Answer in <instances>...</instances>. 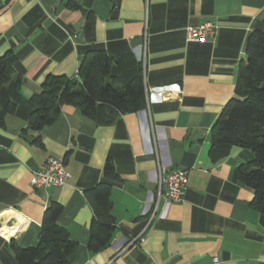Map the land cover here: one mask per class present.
<instances>
[{"label": "crops", "instance_id": "crops-1", "mask_svg": "<svg viewBox=\"0 0 264 264\" xmlns=\"http://www.w3.org/2000/svg\"><path fill=\"white\" fill-rule=\"evenodd\" d=\"M263 12L264 0H0V55L15 54L24 97L47 75L72 77L88 51L104 50L141 61L146 98L142 110L108 124L63 105L39 132L40 144L24 131L29 107L5 117L0 230L11 233L0 231V263L16 264L10 241L37 244L55 201L63 207L57 223L77 243L72 264H264V213L251 207L253 190L237 173L252 152L233 146L216 163L209 155L211 126L234 93L247 35L264 30ZM204 20L217 26L214 35L187 41L185 28ZM58 155L70 178L34 189L32 172ZM106 160L120 178L110 182L116 229L106 248L91 253L83 191L103 181ZM176 168L187 170L185 194L165 204L157 181Z\"/></svg>", "mask_w": 264, "mask_h": 264}, {"label": "trees", "instance_id": "trees-1", "mask_svg": "<svg viewBox=\"0 0 264 264\" xmlns=\"http://www.w3.org/2000/svg\"><path fill=\"white\" fill-rule=\"evenodd\" d=\"M262 19L264 22V12ZM15 60L12 51L0 55V126L24 104L30 109L24 131L35 132L38 144L39 132L55 122L63 105L76 107L97 124L111 123L121 114L145 107L143 66L132 53L110 56L104 50L88 51L74 76L47 75L40 90L28 97L21 93L23 78L15 72ZM210 139L209 155L215 163L233 146L252 152L253 158L239 164L237 173L253 190L251 207L264 213V30L255 29L247 35L234 93L211 126ZM102 176L103 181L83 191L92 210L87 242L91 253L106 248L116 229L110 182L120 178L110 160L105 161ZM62 208L55 201L46 207L36 245L22 248L10 241L16 264H72L77 243L57 223Z\"/></svg>", "mask_w": 264, "mask_h": 264}, {"label": "built area", "instance_id": "built-area-1", "mask_svg": "<svg viewBox=\"0 0 264 264\" xmlns=\"http://www.w3.org/2000/svg\"><path fill=\"white\" fill-rule=\"evenodd\" d=\"M217 26L208 20L185 28L187 41L202 42L213 36ZM70 178L62 155L49 156L43 166L32 172L30 184L36 190L63 186ZM188 182L187 170L176 168L160 175L157 181V199H163L165 204L179 202L183 199ZM155 211V209H154ZM154 212L152 213L153 216ZM149 221L147 222V226ZM146 226V227H147ZM141 234L139 239L142 241ZM136 239V238H135ZM137 240V239H136Z\"/></svg>", "mask_w": 264, "mask_h": 264}, {"label": "bare ground", "instance_id": "bare-ground-1", "mask_svg": "<svg viewBox=\"0 0 264 264\" xmlns=\"http://www.w3.org/2000/svg\"><path fill=\"white\" fill-rule=\"evenodd\" d=\"M0 231L6 237H8L10 235V233H11V231L9 229H7V228H2Z\"/></svg>", "mask_w": 264, "mask_h": 264}]
</instances>
